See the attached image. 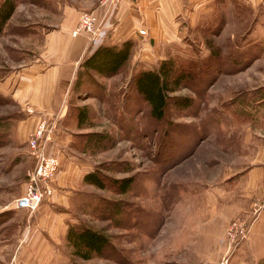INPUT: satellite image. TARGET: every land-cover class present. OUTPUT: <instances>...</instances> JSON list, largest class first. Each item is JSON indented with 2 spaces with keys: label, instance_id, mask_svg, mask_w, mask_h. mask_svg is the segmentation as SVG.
I'll return each mask as SVG.
<instances>
[{
  "label": "rangeland",
  "instance_id": "1",
  "mask_svg": "<svg viewBox=\"0 0 264 264\" xmlns=\"http://www.w3.org/2000/svg\"><path fill=\"white\" fill-rule=\"evenodd\" d=\"M183 2L170 41L140 44L139 55L131 49L116 75L98 76V86L83 84L79 90L86 92L71 93L70 103L88 106V124L82 126L70 103L58 117L59 110L48 115L16 97V76H8L38 48L21 38L39 39L45 28L4 24L0 264H264V173L250 196L244 186L257 176L248 170L261 157L242 145L264 135V122L256 118L264 115L257 101L264 94V0ZM164 58L190 65V78L170 93L175 98L167 100L162 119L154 120L130 79L135 70L153 68ZM178 96L189 98L188 104H174ZM44 115H52L56 134L68 139L55 144L59 164L52 192L29 212L13 202L34 165L26 142L30 127ZM89 132L106 137L98 141ZM95 168L103 188L82 180L85 170ZM59 172L64 185L56 184ZM126 176L132 179L120 192L113 179ZM44 209L55 218L63 214L61 223L39 221ZM76 223L105 233L109 245L86 259L76 255L65 238L67 226Z\"/></svg>",
  "mask_w": 264,
  "mask_h": 264
},
{
  "label": "crops",
  "instance_id": "2",
  "mask_svg": "<svg viewBox=\"0 0 264 264\" xmlns=\"http://www.w3.org/2000/svg\"><path fill=\"white\" fill-rule=\"evenodd\" d=\"M183 3V0H116L101 5L99 0H16L14 9L5 24H15V27L20 26V28L25 29L32 27L29 24H33V26H39L45 28V30H43V35L39 39L21 38L24 42L38 44V48L34 49L35 53L27 65L16 71V74L13 75L11 72L8 76H16L15 84L13 82L14 94L21 102L30 104L35 109H41L48 115L52 110H59L58 117H62L70 103L69 96L71 93L78 94L73 90V83L76 71L79 68V62L88 47L87 38L83 32L71 34L79 11L91 9L98 15L104 14L99 24L97 41L90 47V50L101 42H118L124 39L132 40L133 46L131 49L136 50L140 48L139 46L142 43L156 46L162 40L170 41L176 28L175 16L182 11ZM104 7L106 8L105 12ZM31 9L34 10V12H31L32 15L30 14ZM139 28H144L145 33L139 34L137 31ZM143 39H145L144 42H142ZM19 40L18 42L21 43ZM28 43L25 45H28ZM143 49H145V46H143ZM131 52L127 61L130 60ZM134 52H137V50ZM152 53H154L153 50ZM141 55L140 58H145L144 51L141 52ZM257 101L261 102V106L264 108V94ZM69 106L73 108L76 104L70 103ZM41 115L43 114H39V116ZM34 117H32L33 123H35ZM256 118L257 122L258 119H262L264 122V115L261 117L260 115L256 116ZM31 128L34 127L31 126ZM62 136L68 139V135L64 133L56 134L55 129L54 138L51 140L48 151H54L55 144L58 142L59 145L65 144ZM259 136L256 134L253 139L248 138V141L242 144L244 148L247 145L250 146L249 154H252V157H261L259 163L255 162L257 166H253L248 170L249 173L256 176H261L264 173V139L261 138L264 135ZM244 141L245 139H243ZM259 146L263 150L261 154L258 153ZM256 161L258 160L256 159ZM85 172L87 170L83 173ZM258 178L259 176L257 178L255 176L253 178L249 177L244 186L247 190L251 189L250 196L253 189H258L256 187ZM65 181L64 173H57L56 184L64 185ZM255 190L252 194L255 193ZM43 204L40 206H43ZM47 213L44 209L38 220L41 221L44 218L45 225H48L51 220L58 225L61 223L63 214L59 213L55 218Z\"/></svg>",
  "mask_w": 264,
  "mask_h": 264
},
{
  "label": "trees",
  "instance_id": "3",
  "mask_svg": "<svg viewBox=\"0 0 264 264\" xmlns=\"http://www.w3.org/2000/svg\"><path fill=\"white\" fill-rule=\"evenodd\" d=\"M15 3L16 0H0V32L11 15ZM131 47L132 40L130 39L118 42H101L92 50L88 46L79 62L73 90L77 93L80 91L86 92V89L79 90L83 84L93 83V85L98 86V76L107 77L119 72L130 55ZM188 66V69H186L175 65L172 59L164 58L157 61V64L153 68H139L133 72L130 83L135 92L147 102L148 114L151 118L154 120L162 119L165 114L167 100L175 98L170 93L190 78V65ZM177 99L179 101L174 104H179L180 106L188 104L189 98L178 96ZM87 108L86 104L76 105L72 108L75 111L77 126L88 124ZM89 133L84 135L89 134L98 141L106 137V134L101 132ZM131 179V176H126L120 179H113V182L118 186L120 192H124ZM82 180L98 188L105 186L97 168L85 172ZM65 238L73 247V253L84 259L90 257L93 253H100L103 248L109 245V240L105 233L82 223L69 224L66 228Z\"/></svg>",
  "mask_w": 264,
  "mask_h": 264
},
{
  "label": "built area",
  "instance_id": "4",
  "mask_svg": "<svg viewBox=\"0 0 264 264\" xmlns=\"http://www.w3.org/2000/svg\"><path fill=\"white\" fill-rule=\"evenodd\" d=\"M115 1L99 0V4L105 5ZM104 9L105 12L106 8L104 7ZM103 15H98L91 9L79 11L71 34L85 33L87 44L92 47L97 41L99 24ZM137 31L140 34L145 33L144 28H139ZM55 129V120L52 117L42 116L36 121L34 128L27 136V146L35 158V163L31 169L26 170L22 193L14 198L13 206L17 209L35 211L41 200L53 190V178L59 164V157L55 151H48V148L54 138ZM240 228L243 229L242 226ZM18 264L23 263L19 262Z\"/></svg>",
  "mask_w": 264,
  "mask_h": 264
}]
</instances>
